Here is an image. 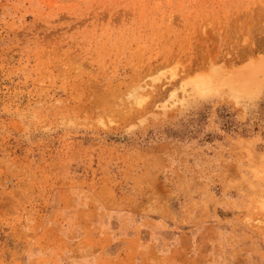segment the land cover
<instances>
[{
  "label": "rangeland",
  "instance_id": "rangeland-1",
  "mask_svg": "<svg viewBox=\"0 0 264 264\" xmlns=\"http://www.w3.org/2000/svg\"><path fill=\"white\" fill-rule=\"evenodd\" d=\"M0 264H264V0H0Z\"/></svg>",
  "mask_w": 264,
  "mask_h": 264
},
{
  "label": "bare ground",
  "instance_id": "bare-ground-1",
  "mask_svg": "<svg viewBox=\"0 0 264 264\" xmlns=\"http://www.w3.org/2000/svg\"><path fill=\"white\" fill-rule=\"evenodd\" d=\"M143 11V10H142ZM130 15V14H129ZM157 27V26H156ZM155 27V28H156ZM165 32V31H164ZM138 61V60H137ZM241 72H239L238 74H240ZM233 76V75H232ZM212 78L214 77V75L213 76H211ZM230 77H231V75H230ZM238 78H240V77H238ZM230 79V78H229ZM213 80V79H212ZM224 80V79H223ZM229 81H233V80H229ZM228 81V82H229ZM211 82V81H210ZM210 82H208V83H210ZM239 82H240V80H239ZM213 83V82H212ZM205 82L204 81H198V82H196V86H198L199 87V89H202V88H204L205 87ZM229 84L231 85V84H233V82L232 83H230L229 82ZM192 85V84H191ZM131 86V85H130ZM193 86H195V84L193 85ZM209 87V86H208ZM204 89H206V88H204ZM203 90V89H202ZM108 94V93H107ZM112 99H114V98H112Z\"/></svg>",
  "mask_w": 264,
  "mask_h": 264
}]
</instances>
